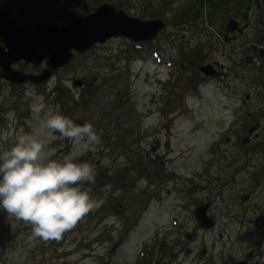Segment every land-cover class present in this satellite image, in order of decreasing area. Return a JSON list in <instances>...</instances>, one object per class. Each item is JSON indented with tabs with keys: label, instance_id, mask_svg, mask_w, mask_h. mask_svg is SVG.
<instances>
[{
	"label": "rangeland",
	"instance_id": "rangeland-1",
	"mask_svg": "<svg viewBox=\"0 0 264 264\" xmlns=\"http://www.w3.org/2000/svg\"><path fill=\"white\" fill-rule=\"evenodd\" d=\"M198 2L0 0V11L30 26L63 25L100 3L165 23L148 41L117 36L72 52L42 83L16 87L0 82V151L10 149L22 133L39 132L29 109L34 97L28 93L43 96L47 107L78 125L91 123L101 135L96 150L77 154L76 162L95 166V183L83 189L104 201L59 241L30 239L31 227L0 209V264H231L243 255L244 246L233 243L237 229L231 216L234 196L249 191V182L226 163H259L262 154L230 147L233 135L239 139L242 134L240 127L227 131L235 118L230 97L242 98L247 88L239 78L242 71H230L234 57L219 53L216 46L210 51L216 27L206 22L207 10ZM189 6L192 10L181 12ZM201 54L223 64L224 85H201ZM74 80L80 84L73 85ZM42 139L55 149L53 159L77 151L59 133ZM214 140L224 156L217 164L209 161ZM141 178L146 185L138 183ZM255 192L261 195L263 189ZM208 201L214 225L205 230L193 210ZM235 209L240 213L242 207ZM246 213L247 219L255 215ZM249 234V240L260 236L256 230Z\"/></svg>",
	"mask_w": 264,
	"mask_h": 264
},
{
	"label": "flooded vegetation",
	"instance_id": "flooded-vegetation-1",
	"mask_svg": "<svg viewBox=\"0 0 264 264\" xmlns=\"http://www.w3.org/2000/svg\"><path fill=\"white\" fill-rule=\"evenodd\" d=\"M201 8L207 10L206 22L209 24L214 22L216 27L210 35L214 41L210 51L216 46L219 53L234 57L230 71L241 70L242 75L238 77L247 88L242 98L230 97L233 104L231 113L235 118L227 131L231 133L234 130L235 133L236 128L240 127L242 132L239 139L233 135L230 147H233L234 151L245 149V154L252 153L253 156L256 153L262 154L259 163L249 159L239 162L235 159L226 163L233 174H240L248 180L250 188L249 191L237 193L233 199L235 208L242 207L240 213L232 208L231 222L237 229L233 235V243L238 248L242 244L244 249L243 255L236 257L231 264H264V125L259 123L260 120H264V0H201ZM0 13L6 14L15 24H25L21 20H16L8 11L3 10ZM0 46H2L1 42ZM40 52L43 55L45 51L40 50ZM205 56L201 54V66L207 65L209 70L201 71V85L203 83V86H208L213 82L224 85L223 79L227 74L223 64L216 59L207 60ZM10 67L21 73L38 74L43 69V64L34 67L24 60H17L12 62ZM235 74L237 77L238 74ZM0 82L16 87L33 84L28 80L18 84H10L5 79H0ZM241 119L249 120V123ZM227 140H229L228 136ZM219 143L217 140L211 142L213 151L209 155V161L212 164L223 161L224 156L217 149ZM217 178L218 176H214L215 180ZM260 186L263 189L261 195L255 192ZM198 187L204 189L201 185ZM247 210L255 213L251 219H247ZM250 230L260 232L258 239L249 240ZM218 236L221 237L220 234Z\"/></svg>",
	"mask_w": 264,
	"mask_h": 264
},
{
	"label": "clouds",
	"instance_id": "clouds-1",
	"mask_svg": "<svg viewBox=\"0 0 264 264\" xmlns=\"http://www.w3.org/2000/svg\"><path fill=\"white\" fill-rule=\"evenodd\" d=\"M28 95L34 97L29 109L39 132L22 133L10 149L0 151V209L29 225L30 239L59 241L104 203L83 189L95 183V166L76 162L77 154L96 150L101 135L91 123L78 125L47 107L43 96ZM53 133L71 141L77 151L62 160L53 159L55 149L42 139ZM138 183L146 185L147 181L141 178Z\"/></svg>",
	"mask_w": 264,
	"mask_h": 264
},
{
	"label": "water",
	"instance_id": "water-1",
	"mask_svg": "<svg viewBox=\"0 0 264 264\" xmlns=\"http://www.w3.org/2000/svg\"><path fill=\"white\" fill-rule=\"evenodd\" d=\"M163 27L160 18L141 20L127 15L122 9H115L110 3H101L92 12L60 26L53 23L33 27L15 24L6 14L0 13V79L12 84L26 79L39 83L46 80L51 71L67 63L72 52L86 51L94 44L117 36L131 41H148ZM40 49L48 51V57L44 59ZM21 59L34 67L43 63L44 68L36 75L11 69L10 64ZM197 70L206 72L209 67L200 65ZM72 84L79 85L80 82L74 80ZM209 205V202L199 204L193 210L195 220L203 229L213 225V219L206 214Z\"/></svg>",
	"mask_w": 264,
	"mask_h": 264
},
{
	"label": "trees",
	"instance_id": "trees-1",
	"mask_svg": "<svg viewBox=\"0 0 264 264\" xmlns=\"http://www.w3.org/2000/svg\"><path fill=\"white\" fill-rule=\"evenodd\" d=\"M198 3H201V0H199ZM188 10H189V11L192 10L191 6H189L188 9H187V8H182V11H181V12H183V13H188ZM187 16H188V15H186V17H187ZM40 21H45V20H40Z\"/></svg>",
	"mask_w": 264,
	"mask_h": 264
}]
</instances>
